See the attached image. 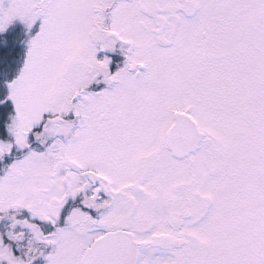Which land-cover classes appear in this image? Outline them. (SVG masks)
<instances>
[{"label":"snow or ice","instance_id":"1","mask_svg":"<svg viewBox=\"0 0 264 264\" xmlns=\"http://www.w3.org/2000/svg\"><path fill=\"white\" fill-rule=\"evenodd\" d=\"M0 264H264V0H0Z\"/></svg>","mask_w":264,"mask_h":264},{"label":"trees","instance_id":"2","mask_svg":"<svg viewBox=\"0 0 264 264\" xmlns=\"http://www.w3.org/2000/svg\"><path fill=\"white\" fill-rule=\"evenodd\" d=\"M2 55L4 57L5 61V66L9 69L13 67L14 63V69H18V67L21 65L22 57H23V52L20 49H16L13 47H6L3 49ZM14 70V71H15ZM14 71L12 72L14 74Z\"/></svg>","mask_w":264,"mask_h":264},{"label":"rangeland","instance_id":"3","mask_svg":"<svg viewBox=\"0 0 264 264\" xmlns=\"http://www.w3.org/2000/svg\"><path fill=\"white\" fill-rule=\"evenodd\" d=\"M10 47L16 48L17 50L20 49V47H17L14 44L13 45H9V48ZM14 65H15V63H14ZM14 65H13V67H14ZM13 67H11V68L8 69L11 73L15 70ZM20 67H22V61H21V65L18 67V69H16L14 71V73L18 72V70H19Z\"/></svg>","mask_w":264,"mask_h":264}]
</instances>
